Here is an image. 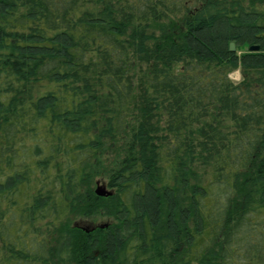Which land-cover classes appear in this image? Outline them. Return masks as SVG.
I'll list each match as a JSON object with an SVG mask.
<instances>
[{
  "label": "trees",
  "instance_id": "obj_1",
  "mask_svg": "<svg viewBox=\"0 0 264 264\" xmlns=\"http://www.w3.org/2000/svg\"><path fill=\"white\" fill-rule=\"evenodd\" d=\"M0 264H264V0H0Z\"/></svg>",
  "mask_w": 264,
  "mask_h": 264
},
{
  "label": "rangeland",
  "instance_id": "obj_2",
  "mask_svg": "<svg viewBox=\"0 0 264 264\" xmlns=\"http://www.w3.org/2000/svg\"><path fill=\"white\" fill-rule=\"evenodd\" d=\"M235 46V45H234ZM235 49V48H234ZM256 51V50H255ZM241 51H239L240 53ZM230 78L237 82L240 79V72L239 70H235L233 72H231L229 74ZM98 185H102L105 186L106 189L110 190L105 183V180L103 178H97L94 183L92 184V189L93 192L95 193V189L97 188ZM96 194V193H95ZM110 219L103 214H98L92 218H90L89 220H83V219H76L75 223L79 222V223H83L85 225H89L90 227H92L93 229L96 227H105V225H107L109 223Z\"/></svg>",
  "mask_w": 264,
  "mask_h": 264
},
{
  "label": "water",
  "instance_id": "obj_3",
  "mask_svg": "<svg viewBox=\"0 0 264 264\" xmlns=\"http://www.w3.org/2000/svg\"><path fill=\"white\" fill-rule=\"evenodd\" d=\"M234 48H235L234 43L231 42V43L229 44V49H230L231 51H233ZM258 49H259V46H258V45H251V46L249 47V50H250V51H255V50H258ZM95 193H96V195H98V196H108V195H111V194H112V191L106 189L105 186L98 185L97 188L95 189ZM74 225L77 226V227H80L81 229H83V230H85V231H90V230L93 229V228L90 227L89 225H85V224H83V223H79V222L74 223ZM105 226H106V225H105Z\"/></svg>",
  "mask_w": 264,
  "mask_h": 264
}]
</instances>
